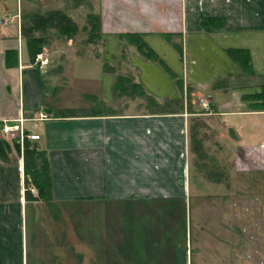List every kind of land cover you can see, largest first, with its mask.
<instances>
[{
    "label": "crops",
    "instance_id": "0c3cea01",
    "mask_svg": "<svg viewBox=\"0 0 264 264\" xmlns=\"http://www.w3.org/2000/svg\"><path fill=\"white\" fill-rule=\"evenodd\" d=\"M97 1H86V15H100L110 53L97 56L81 32L68 37L51 30L42 53L49 64L43 66L31 60L23 26L34 13L55 9L80 25L74 11L84 4L0 0V141L8 145L7 156L0 154V264H96V205L102 203L110 205L109 264L177 262L174 237L180 219L186 225L192 212L144 209L147 204H187L191 198L210 205L205 216L210 223L221 221L225 231L228 220H254L258 228L253 234L264 244L263 175L251 183L240 181V172L247 169L237 168L236 196L222 178L202 180L206 193L198 195L197 180L191 178L190 122L207 113L193 109L189 100L190 94H210L213 114L226 128L224 138L229 132L243 153L252 147L253 155L264 156L262 100L246 97L264 86V0ZM128 34L143 36L183 81V90L158 61L122 37ZM230 48L250 52L252 72L229 55ZM124 49L129 67L110 65ZM120 74L135 77L157 103L130 90L116 92ZM166 100H178L174 110L162 109ZM15 126L19 129L6 133L5 127ZM22 132L40 135L29 142L47 155L50 199L24 191ZM258 165L248 171L264 173V160ZM150 232L164 234L163 247L173 249L154 248L148 255L143 245L149 241L142 242ZM209 236L229 250L227 232ZM237 240L233 235L232 241ZM152 244L158 246L160 239L154 237ZM246 251H239L243 264L264 260L262 250L254 248L255 256Z\"/></svg>",
    "mask_w": 264,
    "mask_h": 264
},
{
    "label": "rangeland",
    "instance_id": "374dc122",
    "mask_svg": "<svg viewBox=\"0 0 264 264\" xmlns=\"http://www.w3.org/2000/svg\"><path fill=\"white\" fill-rule=\"evenodd\" d=\"M74 4L80 3L84 4L83 8L77 11H74V16L76 19L79 20L80 23V30L79 32L82 33V35H87L89 41L88 45L91 49L95 46L96 54L98 55V52H105L110 53L111 49H109L110 44H108V40L106 38L102 37H96V35H92V28L91 26L84 30L82 28L84 25H87V18L88 15H86L87 11H90V7L87 5V0H73ZM96 0V4H97ZM84 24V25H83ZM54 30V29H53ZM51 31V30H50ZM45 47V44H44ZM94 50V49H92ZM44 51V48H43ZM43 51L40 53L42 54ZM122 52H124L123 56H120V60H115L113 57H118L116 55H112L113 58L110 61V65H113L115 62L120 63V66L129 67L128 62H125L124 58H129V55L126 53V49H124ZM43 57L47 58L44 54ZM109 57V56H108ZM108 60V58L106 59ZM127 64H125V63ZM130 62V60H129ZM123 67V68H124ZM135 77H132V83L135 82ZM141 91L134 89V95L140 94ZM204 96H208L207 92H204ZM211 101L212 96L209 94ZM216 96V95H215ZM214 98L217 100V97ZM202 96H198L190 94L189 100H193L194 104L190 101L191 106L193 109H203L200 105V98ZM174 104L170 105V107H165V110H174ZM205 115L202 116H195L192 118V121L190 122V152H191V178L193 180H197V193L198 195H204L206 193V189L204 187L203 181L204 179H226L228 187V192L231 196H236V190L239 189L236 188L234 180L238 179L236 177L235 171L238 168L241 169H247V171L240 172V179L238 180H245L246 182L255 181L262 175L264 176L263 172H254V171H248L249 168H252L253 166H256L260 163H263V155H253V149L252 147H248L245 150V153H243L242 149L238 146H236L235 141L231 138V134L228 132L227 137L224 138L226 135H224L223 131L226 129L223 127V124L220 122V119L213 114V108L212 105H210L209 108L204 109ZM228 131V130H227ZM251 151V152H250ZM245 154V156H244ZM255 162V163H254ZM259 166V165H258ZM259 170V169H258ZM211 177V178H210ZM231 183L233 184V187L231 186ZM26 184V183H25ZM27 185V184H26ZM33 186V185H28ZM208 190V189H207ZM245 190L246 195L248 194V191L250 189L246 188ZM253 191V188H251ZM194 195V192H193ZM248 198V197H247ZM238 198H234L236 201ZM249 199V198H248ZM246 202V203H245ZM245 206H251V202L245 201ZM187 204H147L145 206V211H168V210H178V211H186L189 214L192 212V215L187 216V224L184 225V220L180 219L179 223L180 228L177 231L174 239L177 241L178 244H176V247L179 248L177 250V262L174 264H243L240 259L239 251L241 248L247 249L245 252L248 255H254L256 253H253L252 251L254 248H258L262 250L261 252L264 253V244L257 243L256 238L254 236V232L257 230L256 222L250 218H247V220H228L226 221L228 227L223 229V226L221 225V221H216L215 223H210L211 221L205 216V213L208 212V207L210 205L198 202L196 203L194 198H191V200L186 201ZM230 205V204H229ZM237 205H243L242 203H239ZM116 206V205H115ZM114 206V207H115ZM121 209L124 210L123 206H120ZM213 207H218L219 205H213ZM234 207L235 211H239V209L235 206V204L232 206ZM173 208V209H172ZM228 206V212H232V208ZM230 209V210H229ZM202 214V216L195 217V214L197 213ZM108 213H110V205L108 203H102L96 205V264H109L110 259V241H109V219H108ZM232 214V213H231ZM199 218V219H198ZM262 223V222H261ZM201 225V226H200ZM202 227V228H201ZM222 227V228H221ZM222 231V232H221ZM228 233L229 235V250L226 251L225 249V242L219 241L218 243L215 240H211V237L209 235L219 234V233ZM162 233H156V232H150L149 240H146V237L143 236V242L149 241L147 244L143 245V248L147 250L146 253L148 255L153 254L152 249L158 248L162 249L164 247L172 248L171 245L164 244V247L162 245L163 242V236ZM233 235H236L239 241L237 240V243L233 242ZM243 236V240H240ZM157 240L160 239V244L158 246H154L152 244L153 239ZM171 239V238H170ZM168 241V239H166ZM151 242V243H150ZM148 245V246H147ZM238 248H235V247ZM173 249V248H172ZM233 249V250H232ZM236 250V251H234ZM242 255V254H241ZM236 257V258H235ZM264 257V255H263ZM245 264H249L247 262H244ZM261 264H264V260H261Z\"/></svg>",
    "mask_w": 264,
    "mask_h": 264
},
{
    "label": "trees",
    "instance_id": "16d2710c",
    "mask_svg": "<svg viewBox=\"0 0 264 264\" xmlns=\"http://www.w3.org/2000/svg\"><path fill=\"white\" fill-rule=\"evenodd\" d=\"M90 26L92 28L91 36L96 35V37L101 38L102 27L99 14H88L87 25L84 26V30H87ZM203 26H206L205 22L203 23ZM53 29L64 36L71 37L79 32L80 27L66 11L61 9L50 10L45 14L34 13L30 18V23L24 25L22 28L26 47L32 61H34L37 55L43 51L45 37L48 32ZM122 37H125L131 43L135 44L145 57L158 61L174 78H176L178 87L183 90V81L176 76L160 55L146 43L142 35L128 34L122 35ZM180 51L182 52L181 48ZM228 53L246 72H252L250 52H247L244 49L230 48L228 49ZM115 87L116 92L130 90L133 94L134 89L139 90L141 93L137 95L143 96L150 102L157 103L155 97L148 94L140 83H132L131 77L121 74L118 75ZM246 97L249 99H261V106L264 107V86H262V91L260 93L250 94ZM175 102H178V100H166L162 109L165 110V107H170V105H173ZM252 106L255 107V105ZM29 141V139L24 140L23 151L25 172L28 180L27 184L29 185L30 182H32L35 185L38 190V197L50 199L52 197V184L47 155L45 151L39 149L36 145L30 144ZM4 145H6L4 141H0V154L7 156ZM17 146L19 150H21V145L19 144ZM6 147H8V145H6ZM27 192L31 195L30 190Z\"/></svg>",
    "mask_w": 264,
    "mask_h": 264
},
{
    "label": "built area",
    "instance_id": "2783aa9c",
    "mask_svg": "<svg viewBox=\"0 0 264 264\" xmlns=\"http://www.w3.org/2000/svg\"><path fill=\"white\" fill-rule=\"evenodd\" d=\"M36 61L40 62L41 65L46 66L49 64V59L43 57V54H38L36 57ZM200 105L202 106L203 109H206L210 107L211 105V98L210 96H202L200 98ZM13 128H17L19 129V126H15V127H5V131L6 133H11L13 132ZM27 136V138L31 139V140H38L40 138V135L37 134H31V135H25L24 132L21 133V140L23 141L25 139V137ZM24 191L27 192L28 190H30L33 194H38V190L37 188H35L34 186H28V184L26 185L24 183L23 185Z\"/></svg>",
    "mask_w": 264,
    "mask_h": 264
}]
</instances>
